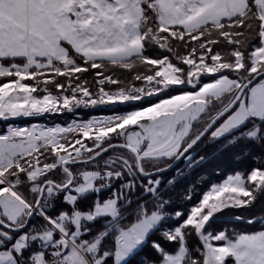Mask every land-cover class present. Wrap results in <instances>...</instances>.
Segmentation results:
<instances>
[{"label": "snow or ice", "instance_id": "1", "mask_svg": "<svg viewBox=\"0 0 264 264\" xmlns=\"http://www.w3.org/2000/svg\"><path fill=\"white\" fill-rule=\"evenodd\" d=\"M0 81L5 122L126 106L0 133V264H264V214L216 223L264 164L177 206L201 143L264 160V0H0Z\"/></svg>", "mask_w": 264, "mask_h": 264}, {"label": "trees", "instance_id": "2", "mask_svg": "<svg viewBox=\"0 0 264 264\" xmlns=\"http://www.w3.org/2000/svg\"><path fill=\"white\" fill-rule=\"evenodd\" d=\"M119 71V70H118ZM87 76L89 81L92 80V76L90 74H83ZM123 78V77H122ZM61 80L64 78L61 77ZM212 79V77H207L202 79L204 82H208ZM139 83V82H137ZM190 90V89H189ZM38 94V93H37ZM166 95V94H162ZM160 97L151 98V102H155ZM149 101H139L136 102L135 106H147ZM115 107L116 111H124L126 110V106L124 105H116V106H100L98 108H87V109H78L72 113L65 112L63 114H44L39 117H30L27 119H22L19 121H0V133L6 130V126L11 123L16 124H24L31 125L34 123H43L48 125L60 124L67 125L73 119L76 120H86L91 116H97L102 114H109L113 112V108ZM63 117V118H61ZM261 150L252 145H246L244 143H240L239 145L227 148L221 147L219 144H212L208 142L201 143L195 149V158L199 159V157H204V161L198 167L192 170L190 175L186 176L184 180L177 186L179 189L187 188V186L191 183H195L199 177H203L204 181L202 184H197L196 196L193 198L192 202L179 201L177 202V206L181 208L187 209L191 206V203H194L199 199L200 194L208 190V188L217 183H221L224 179L227 178L228 175L235 174L237 172L247 173L253 167H260L264 164V160L261 159ZM177 168H183L184 162L181 161ZM175 168L171 171L163 174L167 179L171 177ZM264 214V195H260L255 204L250 208L245 209H226L224 212L218 214L217 226L224 227L225 225H236L241 231H252L256 226H248L240 221H237L235 217L240 215L245 219L249 217H257L260 218V215ZM194 242V241H192ZM146 251H149L146 249Z\"/></svg>", "mask_w": 264, "mask_h": 264}, {"label": "rangeland", "instance_id": "3", "mask_svg": "<svg viewBox=\"0 0 264 264\" xmlns=\"http://www.w3.org/2000/svg\"><path fill=\"white\" fill-rule=\"evenodd\" d=\"M207 77H209V76H204V77H202V79H205V78H207ZM0 82H2V81H0ZM25 83H27V84H32L33 82L32 81H26ZM34 95H37V94H34ZM108 106H110V105H108ZM98 107H100V106H97V107H88V108H93V109H95V108H98ZM78 109H87V108H84V107H80V108H77V109H75V111L76 110H78ZM113 114V112L112 113H109V114H102V115H95V116H91V117H89V118H87L86 120H76V119H73L70 123H72L73 121H76V122H84V121H87V120H89V119H97V118H103V117H107V116H109V115H112ZM27 118H30V117H27ZM27 118H18V119H15V120H11V122L12 121H19V120H22V119H27ZM61 118H63V117H61ZM69 123V124H70ZM35 124V123H34ZM34 124H31V125H29V126H27V125H24V124H16V123H11V124H9V125H11V126H13V127H19V128H25V127H27V128H29V127H31L32 125H34ZM37 124H39V123H37ZM40 124H42V123H40ZM69 124H67V125H69ZM45 126H49V127H66L67 125H60V124H53V125H48V124H44ZM7 127V126H6Z\"/></svg>", "mask_w": 264, "mask_h": 264}, {"label": "crops", "instance_id": "4", "mask_svg": "<svg viewBox=\"0 0 264 264\" xmlns=\"http://www.w3.org/2000/svg\"><path fill=\"white\" fill-rule=\"evenodd\" d=\"M35 125H38V126H40V127H49V126H45L43 123L42 124H37V123H35ZM25 128H27V127H25Z\"/></svg>", "mask_w": 264, "mask_h": 264}, {"label": "water", "instance_id": "5", "mask_svg": "<svg viewBox=\"0 0 264 264\" xmlns=\"http://www.w3.org/2000/svg\"><path fill=\"white\" fill-rule=\"evenodd\" d=\"M167 173V172H166ZM163 174H165V173H163Z\"/></svg>", "mask_w": 264, "mask_h": 264}]
</instances>
